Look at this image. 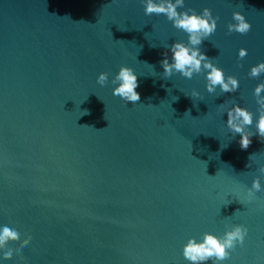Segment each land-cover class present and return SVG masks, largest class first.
I'll return each mask as SVG.
<instances>
[{
    "label": "water",
    "instance_id": "1",
    "mask_svg": "<svg viewBox=\"0 0 264 264\" xmlns=\"http://www.w3.org/2000/svg\"><path fill=\"white\" fill-rule=\"evenodd\" d=\"M189 8L219 17L201 51L238 79L235 93H208L206 73L164 80L162 54L187 34L141 0H0V228L19 229L13 248L31 236L11 259L0 250V264H191L189 238L235 225L244 244L218 264H264V140L242 150L226 125L238 104L256 132L264 73H248L264 62V0H184L178 11ZM236 11L246 35L227 34ZM121 66L137 75L136 104L113 95Z\"/></svg>",
    "mask_w": 264,
    "mask_h": 264
},
{
    "label": "clouds",
    "instance_id": "2",
    "mask_svg": "<svg viewBox=\"0 0 264 264\" xmlns=\"http://www.w3.org/2000/svg\"><path fill=\"white\" fill-rule=\"evenodd\" d=\"M141 2L144 4L145 15L164 14L172 22L174 28L187 34V43L175 41L162 54L163 59L160 61V65L163 69L164 80H169L174 73H179L187 79H191L194 74L206 73L208 93H215L217 87L222 93H235L238 90V79L232 75L225 77L224 71L212 62L214 58H209L201 51L203 41L213 35L217 29L219 17H214L211 9L204 8L200 14H197L191 8L186 11H178V8L184 7V0H174V2L173 0H141ZM232 18L235 23L227 25V34L236 32L246 35L251 30V24L241 12H233ZM246 55L247 50L241 48L238 59L243 60ZM262 73H264V62L251 67L248 75L250 78H259ZM108 79L109 74L101 72L97 77V83L105 86ZM111 83L117 85L113 88V95L120 97L126 104L140 102V93L136 90L139 86L138 78L131 67L121 66ZM262 93H264V82L259 83L254 89L256 103L259 106L255 133L246 131L253 124L252 112L238 104L227 109L226 125L232 133L239 134V145L242 150H247L251 145L253 135H258L264 140V95ZM199 96L200 93L193 89L189 97ZM259 171L264 173V167H261ZM261 190L260 179L257 177L252 181L251 188L248 189V200L257 199L255 193ZM247 233L248 229L244 225H235L225 231L222 237L204 233L200 241H197L195 237L189 238L183 247V256L191 264H205L209 260L213 264H218V262L227 260L231 251H234L238 244L241 246L244 244ZM20 237L21 233L15 225L9 224L0 228V250H3V259H11L14 252L20 254L31 240V236H28L17 247L8 246L9 241H18Z\"/></svg>",
    "mask_w": 264,
    "mask_h": 264
}]
</instances>
